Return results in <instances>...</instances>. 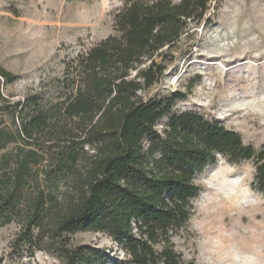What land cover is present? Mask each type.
Instances as JSON below:
<instances>
[{
	"label": "trees",
	"instance_id": "trees-1",
	"mask_svg": "<svg viewBox=\"0 0 264 264\" xmlns=\"http://www.w3.org/2000/svg\"><path fill=\"white\" fill-rule=\"evenodd\" d=\"M210 4L125 0L113 33L63 62L54 99L11 104L2 88L17 76L0 66V112L13 127L0 128V227L18 226L13 258L106 264L100 250L72 244L91 233L109 238L130 264H182L173 238L192 215L196 175L217 156L252 161V189L264 195V149L198 112H175L182 93L141 96L161 79L164 52L189 24L209 22Z\"/></svg>",
	"mask_w": 264,
	"mask_h": 264
},
{
	"label": "rangeland",
	"instance_id": "rangeland-1",
	"mask_svg": "<svg viewBox=\"0 0 264 264\" xmlns=\"http://www.w3.org/2000/svg\"><path fill=\"white\" fill-rule=\"evenodd\" d=\"M124 1L0 0V66L17 76L2 88L11 104L26 97L54 99L63 62L110 36L113 14ZM206 18L207 23L189 24L164 52L163 76L141 96L161 100L182 93L175 112H198L238 133L244 145L264 149V0H211ZM0 128L13 130L5 112H0ZM254 174L252 161L231 164L217 156L196 175L199 195L192 215L173 238L182 264L264 260V195L252 189ZM17 231L14 223L0 227V264H56L42 253L13 258L8 245ZM71 241L100 250L106 264H130L102 234L80 233Z\"/></svg>",
	"mask_w": 264,
	"mask_h": 264
},
{
	"label": "clouds",
	"instance_id": "clouds-1",
	"mask_svg": "<svg viewBox=\"0 0 264 264\" xmlns=\"http://www.w3.org/2000/svg\"><path fill=\"white\" fill-rule=\"evenodd\" d=\"M247 167H251L250 165H247ZM247 191L249 192V194L251 195L252 194V190L250 187L248 186H245ZM234 264H264V260H259V259H256L255 257L251 258L250 260L249 259H244V260H241L239 257L236 258Z\"/></svg>",
	"mask_w": 264,
	"mask_h": 264
}]
</instances>
